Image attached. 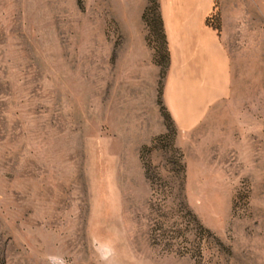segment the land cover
Here are the masks:
<instances>
[{
    "label": "rangeland",
    "instance_id": "rangeland-1",
    "mask_svg": "<svg viewBox=\"0 0 264 264\" xmlns=\"http://www.w3.org/2000/svg\"><path fill=\"white\" fill-rule=\"evenodd\" d=\"M160 17L0 0V264H101L93 239L118 264H264V21L229 49L230 96L180 129Z\"/></svg>",
    "mask_w": 264,
    "mask_h": 264
},
{
    "label": "crops",
    "instance_id": "crops-1",
    "mask_svg": "<svg viewBox=\"0 0 264 264\" xmlns=\"http://www.w3.org/2000/svg\"><path fill=\"white\" fill-rule=\"evenodd\" d=\"M159 10L169 53L164 103L176 125L188 129L230 96L229 49H251L264 0H159Z\"/></svg>",
    "mask_w": 264,
    "mask_h": 264
},
{
    "label": "clouds",
    "instance_id": "clouds-1",
    "mask_svg": "<svg viewBox=\"0 0 264 264\" xmlns=\"http://www.w3.org/2000/svg\"><path fill=\"white\" fill-rule=\"evenodd\" d=\"M92 247L98 255L101 264H118V252L113 240L93 239ZM45 259L47 260V264H68L67 259L63 255H47Z\"/></svg>",
    "mask_w": 264,
    "mask_h": 264
},
{
    "label": "trees",
    "instance_id": "trees-1",
    "mask_svg": "<svg viewBox=\"0 0 264 264\" xmlns=\"http://www.w3.org/2000/svg\"><path fill=\"white\" fill-rule=\"evenodd\" d=\"M160 19H161V17H160ZM161 23H162V20H161ZM217 28H219V27L217 26ZM162 30H163V27H162Z\"/></svg>",
    "mask_w": 264,
    "mask_h": 264
}]
</instances>
